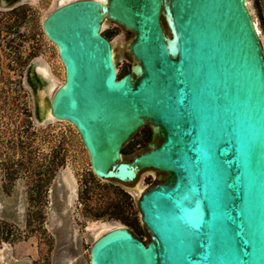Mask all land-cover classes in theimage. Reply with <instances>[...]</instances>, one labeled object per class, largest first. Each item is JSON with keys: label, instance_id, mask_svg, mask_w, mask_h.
Instances as JSON below:
<instances>
[{"label": "water", "instance_id": "water-1", "mask_svg": "<svg viewBox=\"0 0 264 264\" xmlns=\"http://www.w3.org/2000/svg\"><path fill=\"white\" fill-rule=\"evenodd\" d=\"M248 4L68 0L43 19L64 67L49 115L75 127L92 173L123 185L166 173L125 187L149 239L113 226L89 264H264V48ZM104 21L132 33L121 76ZM147 124L158 143L122 159Z\"/></svg>", "mask_w": 264, "mask_h": 264}, {"label": "rangeland", "instance_id": "rangeland-1", "mask_svg": "<svg viewBox=\"0 0 264 264\" xmlns=\"http://www.w3.org/2000/svg\"><path fill=\"white\" fill-rule=\"evenodd\" d=\"M65 1L68 0H40L36 9L38 16ZM248 3L264 48V0H248ZM102 33L110 39L118 74L123 75L130 67L124 43L132 33L110 21L103 22ZM45 59L52 62L53 74L50 71L41 74V70L37 71L39 67L32 68L30 74L35 90L45 89L42 101L48 104L60 83L59 78H62V65L51 45L45 46ZM17 85H12L11 100L7 103L9 107L26 104L24 89ZM34 99L38 111V101L35 96ZM55 126L58 129L56 143L60 150L59 168L55 172L46 175L35 168L29 169L34 170V177L0 178V220L5 222L0 224V264H58L61 258L56 256L57 246L64 239L73 240V243L78 241V253L70 258L74 260L71 264H89L88 250L93 241V226H107L109 229L125 225L142 240L149 239L140 222L134 193L125 187L137 184L145 189L155 182L137 179L138 175L136 182L125 185L97 178L90 169L88 154L76 130L65 121ZM149 135L150 128H141L136 132L122 159L130 160L136 155L138 151L131 154V150L137 144L144 146ZM57 181L59 193L55 191ZM56 211L61 215L60 221L54 218Z\"/></svg>", "mask_w": 264, "mask_h": 264}, {"label": "flooded vegetation", "instance_id": "flooded-vegetation-1", "mask_svg": "<svg viewBox=\"0 0 264 264\" xmlns=\"http://www.w3.org/2000/svg\"><path fill=\"white\" fill-rule=\"evenodd\" d=\"M38 2L40 0H0V178L4 179L34 177V170L29 169L38 168L48 175L59 168L60 150L56 143L58 129L55 124L64 120L38 115L34 99L36 90L30 74L32 68L44 64L53 74L52 62L45 59V46L51 45L55 51V45L43 32V14L38 16L36 10ZM102 34L108 38L106 33ZM55 54L57 58L56 51ZM15 72L17 75L13 76ZM13 83L24 89V106H7ZM65 122L75 129L71 123ZM143 128L150 126L147 124ZM131 140L121 150L124 156ZM150 142L158 143V140H152L151 129L148 142L144 146L137 144L131 154L146 150ZM165 178L166 173L147 168L139 172L137 179L157 183L165 182ZM55 189L56 193L60 192L58 181ZM54 218L56 221L62 219L58 211ZM78 246L77 240L73 243V240L64 239L58 243L56 256L65 259L76 256Z\"/></svg>", "mask_w": 264, "mask_h": 264}, {"label": "bare ground", "instance_id": "bare-ground-1", "mask_svg": "<svg viewBox=\"0 0 264 264\" xmlns=\"http://www.w3.org/2000/svg\"><path fill=\"white\" fill-rule=\"evenodd\" d=\"M4 1H6V0H4ZM100 1H103V0H100ZM47 15V13H45L44 15H43V19L45 18V16ZM255 24V28H256V30H257V32L259 31V29H258V27H257V25H256V23H254ZM102 28H103V24H102ZM166 28H167V26H166ZM55 47V46H54ZM55 51H56V53H57V50H56V47H55ZM57 58H58V55H57ZM59 59V58H58ZM60 60V59H59ZM61 62V61H60ZM61 65H62V78H59V81H60V83L59 84H61V83H63V81H64V67H63V64L61 63ZM39 67V69H37V71L38 70H41L40 71V73L41 74H44V73H48V71H50L49 69H48V67L44 64V65H41V66H38ZM39 74V73H38ZM51 82V81H50ZM49 84V83H48ZM51 84H53V82H51ZM58 84V85H59ZM57 85V86H58ZM50 88L51 87H53V86H49ZM44 93H45V89H43V90H41V88H38V89H36V95H34L35 96V98L37 99V101H38V111H37V113H38V115L41 117V118H45V117H47V116H50L49 115V103L48 104H46V102H43L42 101V99L45 97L44 96ZM51 97V96H50ZM121 158H122V155H121ZM140 172V171H139ZM138 175V174H137ZM137 178V177H136ZM108 227L107 226H98V227H96V226H93L92 228H91V232L93 233V239H95V238H97L101 233H103L104 231H106V230H108L107 229Z\"/></svg>", "mask_w": 264, "mask_h": 264}, {"label": "built area", "instance_id": "built-area-1", "mask_svg": "<svg viewBox=\"0 0 264 264\" xmlns=\"http://www.w3.org/2000/svg\"><path fill=\"white\" fill-rule=\"evenodd\" d=\"M0 224H5V222H2V220H0ZM10 229H11V226H10Z\"/></svg>", "mask_w": 264, "mask_h": 264}, {"label": "trees", "instance_id": "trees-1", "mask_svg": "<svg viewBox=\"0 0 264 264\" xmlns=\"http://www.w3.org/2000/svg\"><path fill=\"white\" fill-rule=\"evenodd\" d=\"M122 74H120V76H121Z\"/></svg>", "mask_w": 264, "mask_h": 264}]
</instances>
